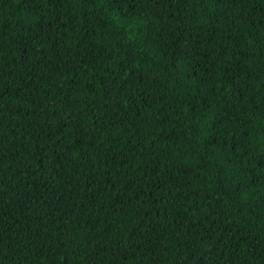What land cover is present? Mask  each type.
<instances>
[{
    "label": "trees",
    "instance_id": "16d2710c",
    "mask_svg": "<svg viewBox=\"0 0 264 264\" xmlns=\"http://www.w3.org/2000/svg\"><path fill=\"white\" fill-rule=\"evenodd\" d=\"M0 264H264V0H0Z\"/></svg>",
    "mask_w": 264,
    "mask_h": 264
}]
</instances>
